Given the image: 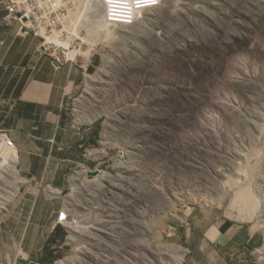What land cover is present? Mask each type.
<instances>
[{
    "label": "rangeland",
    "instance_id": "374dc122",
    "mask_svg": "<svg viewBox=\"0 0 264 264\" xmlns=\"http://www.w3.org/2000/svg\"><path fill=\"white\" fill-rule=\"evenodd\" d=\"M12 2L47 52L83 53L65 111L88 164L42 183L2 141L0 264L41 255L19 244L39 208L70 216L53 264L171 263L163 247L185 259L219 225L246 233L232 262L264 264V0H162L131 24L108 22L102 0Z\"/></svg>",
    "mask_w": 264,
    "mask_h": 264
},
{
    "label": "crops",
    "instance_id": "0c3cea01",
    "mask_svg": "<svg viewBox=\"0 0 264 264\" xmlns=\"http://www.w3.org/2000/svg\"><path fill=\"white\" fill-rule=\"evenodd\" d=\"M6 2L0 0V129L8 131L15 142V157L19 158L16 163L24 171L42 183H64L67 180L64 169L88 164L84 151L86 137L65 111L81 92L84 70L72 61L58 65L52 54L42 48L39 36L25 31L9 17ZM32 168L36 170L32 172ZM37 198L50 205L48 195ZM59 212L56 208H39L34 219L26 221L25 231H35L37 238L24 235L20 247L43 251L37 256L19 255L16 264H53L42 262L41 258L51 247V240H59L61 232L62 238H66L67 227L62 224L59 230L55 227ZM246 238L242 229L230 227L223 232L222 225L213 226L199 240L198 248L190 250L183 264H235L229 251Z\"/></svg>",
    "mask_w": 264,
    "mask_h": 264
},
{
    "label": "built area",
    "instance_id": "2783aa9c",
    "mask_svg": "<svg viewBox=\"0 0 264 264\" xmlns=\"http://www.w3.org/2000/svg\"><path fill=\"white\" fill-rule=\"evenodd\" d=\"M14 2V1H13ZM10 3L8 5V10L10 15L14 17V15L18 14V8L14 3ZM104 7H105V15L107 17L108 22L110 23H124V24H131L138 20L139 15L141 16L142 11L149 7H156L161 4L162 0H102ZM69 49L68 47H65ZM77 55L74 58H70L68 52L64 51L63 54L58 53H51L54 57L55 62L58 65H62L68 61L77 62V56H83V53L76 52ZM78 63V62H77ZM3 132L2 140L5 143V147L8 148H15V142L7 133L6 130L0 129ZM6 166V156L4 152L0 153V174L4 170ZM83 167L87 168L85 165ZM70 216L68 215L67 211L62 210L60 216L56 222L58 223L68 224ZM71 236V235H69ZM68 236V239H69ZM63 246V245H61ZM57 247V244L54 245V248Z\"/></svg>",
    "mask_w": 264,
    "mask_h": 264
},
{
    "label": "bare ground",
    "instance_id": "6f19581e",
    "mask_svg": "<svg viewBox=\"0 0 264 264\" xmlns=\"http://www.w3.org/2000/svg\"><path fill=\"white\" fill-rule=\"evenodd\" d=\"M104 18H106L107 19V17L106 16H104ZM108 21V20H107ZM117 24H122V23H117ZM2 136H0V146H2V138H1ZM5 144V143H4ZM14 158H15V156H14ZM17 158V157H16ZM15 158V159H16ZM13 160V161H16V160ZM13 163V162H12ZM12 163H11V167H12ZM10 168V167H9ZM8 168V169H9ZM7 170V169H6ZM9 171V170H8ZM8 171H6V173H8ZM249 218V217H248ZM163 254H166L167 256L168 255H171V254H173L176 258H178V260L177 261H172L171 263H168L167 262V260H165L164 259V263L165 264H182V261H183V259H184V254H182V257H180L181 256V254H180V250L177 248V247H175V246H167V247H163ZM163 257H165V256H163Z\"/></svg>",
    "mask_w": 264,
    "mask_h": 264
},
{
    "label": "clouds",
    "instance_id": "9594fccd",
    "mask_svg": "<svg viewBox=\"0 0 264 264\" xmlns=\"http://www.w3.org/2000/svg\"><path fill=\"white\" fill-rule=\"evenodd\" d=\"M16 148V147H15ZM15 148H12V149H14V151H15ZM1 152H4V151H1ZM0 152V153H1ZM6 166H7V160H6ZM6 166L4 167V170L6 169ZM3 170V171H4ZM3 171H2V173H3ZM1 173V174H2ZM60 213L61 212H59V216H60ZM59 216H58V218H59ZM60 224H62V225H64L65 227H67V225H65V224H63V223H58L55 227H58ZM67 229H68V232L70 233V231H69V228L67 227ZM70 234H66V240H68V236H69ZM65 239V238H64ZM62 239H59V240H56L55 242H53L52 244H51V250L55 253V255H57L56 254V248H54V245H58V243L61 241ZM59 256L60 255H57V259H59ZM57 259L55 260V262L57 261ZM35 263H37V262H33V264H35ZM54 263V262H53ZM39 264H42V263H39Z\"/></svg>",
    "mask_w": 264,
    "mask_h": 264
},
{
    "label": "trees",
    "instance_id": "16d2710c",
    "mask_svg": "<svg viewBox=\"0 0 264 264\" xmlns=\"http://www.w3.org/2000/svg\"><path fill=\"white\" fill-rule=\"evenodd\" d=\"M59 228L60 227L58 226L56 230H59ZM51 242H54V241L51 240ZM47 250L48 251H46L47 252L46 255L43 258H41V261L42 262H48V261L55 262V260L57 259V255L49 252V250H51L50 246L47 248Z\"/></svg>",
    "mask_w": 264,
    "mask_h": 264
},
{
    "label": "water",
    "instance_id": "95a60500",
    "mask_svg": "<svg viewBox=\"0 0 264 264\" xmlns=\"http://www.w3.org/2000/svg\"><path fill=\"white\" fill-rule=\"evenodd\" d=\"M90 174L93 176V175H98L99 174V171L96 170V171H92L90 172ZM35 264H39V263H35Z\"/></svg>",
    "mask_w": 264,
    "mask_h": 264
}]
</instances>
